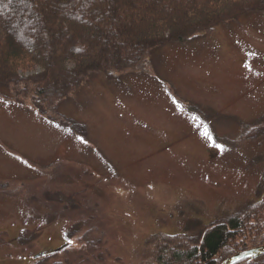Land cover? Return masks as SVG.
I'll use <instances>...</instances> for the list:
<instances>
[{
    "label": "rangeland",
    "instance_id": "374dc122",
    "mask_svg": "<svg viewBox=\"0 0 264 264\" xmlns=\"http://www.w3.org/2000/svg\"><path fill=\"white\" fill-rule=\"evenodd\" d=\"M1 96L0 264H85L64 255L83 234L92 264H140L150 236L198 231L264 191L260 14L83 84L57 111L83 138Z\"/></svg>",
    "mask_w": 264,
    "mask_h": 264
},
{
    "label": "trees",
    "instance_id": "16d2710c",
    "mask_svg": "<svg viewBox=\"0 0 264 264\" xmlns=\"http://www.w3.org/2000/svg\"><path fill=\"white\" fill-rule=\"evenodd\" d=\"M248 13L264 18V0H0V95H15L43 120L83 138L78 124L57 113L83 84L143 72L157 50ZM258 196L198 231L150 236L140 264H221L264 246V191ZM79 238L78 252L65 250L68 262L98 250L87 234ZM84 255L85 264L95 262ZM238 264H264V256Z\"/></svg>",
    "mask_w": 264,
    "mask_h": 264
},
{
    "label": "water",
    "instance_id": "95a60500",
    "mask_svg": "<svg viewBox=\"0 0 264 264\" xmlns=\"http://www.w3.org/2000/svg\"><path fill=\"white\" fill-rule=\"evenodd\" d=\"M264 256V246L248 250L245 252H239L232 257L227 258L221 264H238L241 261L251 258H258Z\"/></svg>",
    "mask_w": 264,
    "mask_h": 264
},
{
    "label": "snow or ice",
    "instance_id": "6c2138e0",
    "mask_svg": "<svg viewBox=\"0 0 264 264\" xmlns=\"http://www.w3.org/2000/svg\"><path fill=\"white\" fill-rule=\"evenodd\" d=\"M194 119H196V118L194 117ZM204 135H205V137H206L209 141H211V142L214 143V141H213V137H212L211 134L208 132L207 128H205ZM216 147H217V148H222V145L217 144Z\"/></svg>",
    "mask_w": 264,
    "mask_h": 264
}]
</instances>
